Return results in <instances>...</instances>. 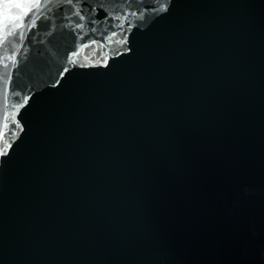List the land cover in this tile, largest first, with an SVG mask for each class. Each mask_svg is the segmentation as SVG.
Here are the masks:
<instances>
[{
	"label": "water",
	"instance_id": "1",
	"mask_svg": "<svg viewBox=\"0 0 264 264\" xmlns=\"http://www.w3.org/2000/svg\"><path fill=\"white\" fill-rule=\"evenodd\" d=\"M18 2L0 264H264V0Z\"/></svg>",
	"mask_w": 264,
	"mask_h": 264
},
{
	"label": "snow or ice",
	"instance_id": "2",
	"mask_svg": "<svg viewBox=\"0 0 264 264\" xmlns=\"http://www.w3.org/2000/svg\"><path fill=\"white\" fill-rule=\"evenodd\" d=\"M4 7L6 9V13L3 15L2 19L5 23V27L7 28L9 26H13L16 28H23V16L8 15L7 13L12 12L13 10H18L19 12H23L24 15H27V13L31 11V8L21 2H18V0H5ZM20 39H24L23 33L20 34Z\"/></svg>",
	"mask_w": 264,
	"mask_h": 264
}]
</instances>
